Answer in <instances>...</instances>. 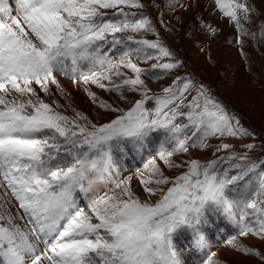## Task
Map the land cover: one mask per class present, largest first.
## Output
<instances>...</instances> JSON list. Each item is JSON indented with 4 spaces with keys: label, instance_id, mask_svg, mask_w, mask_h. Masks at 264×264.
<instances>
[{
    "label": "snow or ice",
    "instance_id": "obj_1",
    "mask_svg": "<svg viewBox=\"0 0 264 264\" xmlns=\"http://www.w3.org/2000/svg\"><path fill=\"white\" fill-rule=\"evenodd\" d=\"M214 3L238 29L240 14L247 19L251 11L241 0ZM125 8L144 5L0 0V187L31 225L22 228L10 213H0V264H189L198 253L200 264H228L211 251L213 234L222 227L264 239V158L249 154L255 145L239 152L232 142L252 132L194 76L175 75L152 93L142 77L172 75L184 61L160 39L125 35L157 32L144 12ZM109 9L111 15L104 11ZM133 57L157 62L142 68ZM69 66L74 82L140 98L127 108L100 102L116 114L105 122L80 112L66 115L44 102L35 86L46 94L49 85L63 91L55 73ZM209 138L219 139L215 158L172 159L191 147H208ZM157 144L165 164L186 170L169 178L150 160L151 175L141 180L148 199L142 200L128 181L117 179L118 160ZM109 185L114 189L104 191ZM229 244L249 264L252 258L264 264V252L235 238Z\"/></svg>",
    "mask_w": 264,
    "mask_h": 264
},
{
    "label": "rangeland",
    "instance_id": "obj_2",
    "mask_svg": "<svg viewBox=\"0 0 264 264\" xmlns=\"http://www.w3.org/2000/svg\"><path fill=\"white\" fill-rule=\"evenodd\" d=\"M241 2L250 6L251 11L247 19H244L243 13L240 14L241 27L238 29L235 22L219 11L214 0H141L143 9L125 8L124 10L129 13L144 12L153 21L157 32H128L125 35H132L138 39H160L184 61V65L172 75H165L159 79L142 77L152 93H160L162 88L171 83L175 75L194 76L197 81L210 88L212 94L240 117L243 125L252 132V136L243 142L232 141L236 145L235 150L244 152L246 144L255 145V149L249 154L264 158V0H241ZM104 11L111 15L114 10ZM205 25H210L215 32L210 31ZM119 57L120 53L117 52L113 59L118 60ZM132 59L140 67L149 69L157 62L155 59L148 61L138 60L135 57ZM83 70L87 71V66H84ZM121 71L129 76L133 75L128 69ZM55 76L63 91L56 85H49L50 90L47 94L42 92L39 86H35L36 91L44 102L53 107L59 105L58 110L69 116L80 112L93 122H105L116 114L106 112L99 106L100 102L127 108L140 98L138 93L110 92L95 85L85 86L82 82H74L70 66L65 71L56 72ZM114 81L120 82L115 77ZM86 87L96 94L98 98L96 102L89 98L85 91ZM149 105L154 106L152 102H149ZM206 143L208 147H191L188 153L177 154L172 159L180 164L190 158L201 161L215 158L213 154L219 139L209 138ZM158 152L157 144L154 149L147 152L127 154L118 160L117 179L128 181L131 190L142 200L148 199V193L144 191L141 180L151 175L148 167L150 160L155 159L159 169L169 178L186 170V168L169 167L160 159ZM150 186L156 187V185ZM114 187L109 185L104 191H111ZM161 187L166 188L168 185ZM4 193L5 189L0 187V213H10L14 217V222L22 228L31 227L28 224V216L19 207L18 202L10 193L7 195ZM158 198L157 196L152 199ZM233 238L239 245L254 247L264 252V239L261 237L252 233L240 236L238 229L233 225L222 227L213 234L211 251L227 260L228 264H249V258L236 252L234 246L229 244ZM200 258L201 254L198 253L194 258L189 259V264H200ZM251 264H261V262L258 258H252Z\"/></svg>",
    "mask_w": 264,
    "mask_h": 264
}]
</instances>
